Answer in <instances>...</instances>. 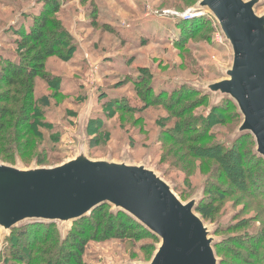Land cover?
Masks as SVG:
<instances>
[{"label":"rangeland","instance_id":"374dc122","mask_svg":"<svg viewBox=\"0 0 264 264\" xmlns=\"http://www.w3.org/2000/svg\"><path fill=\"white\" fill-rule=\"evenodd\" d=\"M198 1L0 0L1 59H4L3 55L28 58L36 53L29 54L26 48L11 40L29 35L35 17L50 21L45 30L48 47L51 39L64 33V42L56 54L45 60V70L52 84L38 80L36 87L37 95H47L50 100L49 106L40 105L38 108V113L42 110L38 122L50 125L48 128L40 127L39 131L45 138L34 137L38 144L29 149L24 161L18 153L7 159L0 154V161L15 166L19 157L21 166L29 169L55 166L73 157L74 146L78 143L74 134L80 133L81 129L86 130L81 125L84 122L81 113L91 99L90 116L94 118L89 120L86 136L92 159H127L145 163L171 183L184 202L194 197L200 201L206 196L212 198L208 200L209 204L213 203L212 219H205L198 210L196 213L211 227L212 236L218 243L231 235H246L260 230L264 224L263 207L236 189L231 180L222 178L224 169L218 166L220 163L213 162L215 171L210 174L200 159L184 156L175 142L184 136L177 126L183 118L188 119L192 115L199 127L211 118L210 113L216 108L211 109L212 105H220L228 99L221 100L220 96L209 94V98H204L200 95L204 93L202 90L181 104H167L168 107L158 104L162 97H168L163 92L177 97L181 89L199 91L198 84H207L224 76L220 65H230V50L215 20L210 15L206 19V15H202L194 28L188 22L190 19L185 18L186 11L196 6ZM256 10L258 14H264V0ZM182 23L188 27V33L181 27ZM198 27L201 28L196 31ZM9 89L0 75V99L6 98ZM149 89L152 92L146 97ZM158 94H162L161 98L156 96ZM117 101L121 105L143 103L147 107L130 113L126 109H117L112 104ZM184 105L190 106V111L179 119L174 109L181 112ZM234 112V108L215 112L221 122L215 120L209 127L212 137L205 144H212L209 147L213 148V144L224 142L229 147L239 140L235 131L241 117L238 122ZM171 133H175L173 140L169 136ZM92 139L97 140L94 147L91 146ZM253 141L246 142L244 152L255 149ZM211 148L206 150L211 152ZM250 170L258 173L256 168ZM218 186L225 188V191L221 189L224 196H217ZM105 209L111 211L112 208ZM100 220L99 230L85 229V233H78L79 236H90L84 243V250H81L80 264L151 262L160 243L155 235L139 227L123 229L120 223L128 225L129 222L122 215ZM111 222L115 225L112 231L107 227ZM55 225L50 227L49 238L43 230L38 244L33 241L36 245L34 255L30 252L32 245L28 239L16 237L15 241L4 244L0 238V264H26L25 261L32 256L34 264H44V260L62 259L63 252L74 254L75 240L69 237L71 231L62 241L59 227ZM68 229L63 230L66 232ZM236 249L244 251L239 245L222 251L215 246L219 259H226L228 264H245L233 253ZM23 254L31 255V258L26 259Z\"/></svg>","mask_w":264,"mask_h":264},{"label":"water","instance_id":"95a60500","mask_svg":"<svg viewBox=\"0 0 264 264\" xmlns=\"http://www.w3.org/2000/svg\"><path fill=\"white\" fill-rule=\"evenodd\" d=\"M262 2L199 0L188 11L215 20L231 57L229 66L220 65L224 76L198 84L199 91L234 103L241 117L236 135H251L254 153L264 159V14L256 10ZM92 107L90 99L81 113L86 130L74 134L78 143L70 159L29 169L21 166L19 157L15 166L0 161L1 240L15 228L54 223L63 241L74 222L108 204L111 211L126 212L160 241L151 262L137 264H220L212 229L196 213L200 198L184 202L173 185L145 163L90 157L86 131Z\"/></svg>","mask_w":264,"mask_h":264},{"label":"trees","instance_id":"16d2710c","mask_svg":"<svg viewBox=\"0 0 264 264\" xmlns=\"http://www.w3.org/2000/svg\"><path fill=\"white\" fill-rule=\"evenodd\" d=\"M202 17L203 16L194 17V19L192 18L188 20V22L191 23V27L196 28V26L199 24V18L202 19ZM206 18H209L208 15H206L205 19ZM183 21L186 22L187 20ZM49 22L50 21L46 20V18L35 17V22L31 27V33L29 35L23 36L21 38L16 37L15 39H11L16 43L17 46L26 48L29 54L36 52L35 54L30 55L28 58H25L23 55L20 57L3 55L4 59H1L0 57V75L4 80H6L8 86H10L6 98L0 99V103H4L3 106H0V154H2L3 158L6 159L12 158L13 155L18 153L23 160L24 157L28 156L29 149L38 144L35 142L34 137H37L40 140L45 138L44 134L39 131L40 127H50V125H45V123L41 124L37 120V118L41 117L42 115V110H40L41 112L38 113V108H40V105L42 107L49 106L50 100L47 95H37L36 87L38 85V80L46 82L49 85L52 84L51 78L49 75H47L45 70V60L48 57L56 54V50H58V48L63 44L62 42H64V33H61L55 39H51V45L48 47L45 44L47 41L45 30ZM181 27L185 32L187 31L188 27H186L184 23L181 24ZM200 28L201 27H198L196 31ZM186 33H188V31ZM42 45L44 46L42 47ZM151 92V89L147 90L146 97H148ZM198 93H200V91L194 88H192V90L181 89L177 97L171 96V94L167 92H163V94H168V97H162V99L158 101V104L166 106L167 104L169 106H173V104L176 102L181 104V102L187 98L197 96ZM200 95L204 98H209L208 95H203L201 93ZM156 96L161 98L162 94H158ZM112 104L116 105L115 107L117 109H126V111L130 113H137L139 111L145 110L147 107L145 105L144 107L143 103H136L135 105L126 106L119 104L117 101L112 102ZM215 107L216 108L212 110L213 112L210 113L211 118L206 120V123L201 124L199 127H197L195 123L197 122V119L192 117V115L191 117H188V119L183 118V121H181L179 125L176 124L179 129L176 125V127L174 126L175 129H178L179 131L181 128V132L184 133V136L180 139H177L175 142L180 148L179 150L183 152L184 156L187 155L189 157L200 159L204 165V169H207L210 174L215 171V165L213 162H217L218 164L220 163L218 166H221V168L224 169L222 171V178H228L231 180L232 185L236 189L247 194L253 201H255L256 204H259V206L263 207L262 211L264 214V159L256 155L254 150L249 151V153H246L243 150L245 148L244 146L246 142L248 140H253V137L251 135H244L234 144L229 145V147H226L227 144L224 142L213 144V148L209 147L212 144H205V142H208L210 137H212L211 132L209 133V127L213 126V122L215 120H218L217 122H221V120L219 121V116H217L215 112H226L229 110V108H234V117L239 122L237 108L232 101L227 100ZM182 108L183 110H181V112L174 109L176 112L175 116L179 119L182 118L184 114L189 112L191 107L184 105ZM93 118L91 117V120ZM105 126L107 127V125ZM32 134L33 136H30ZM174 134L175 133H171V135H169L171 136L170 139L173 140L172 136ZM25 138L27 139L25 140ZM96 142V139H92L91 146L94 147L96 145L94 143ZM208 148H211L212 151H207L206 149ZM254 168L258 170V173H254L250 170ZM221 189L225 191L224 187L218 186V197L224 196V193L221 191ZM209 199L211 201L212 198L206 196L200 202L197 209L205 219H212L211 217L214 211L212 205L213 203H208ZM106 207L110 206L108 204H103L97 207L89 216L74 222V227L72 228L69 236L75 240L76 249L72 251L74 254H67L63 252V255L61 256L62 259L57 260L55 258L56 260H44V264L45 262L46 264H80L81 250H84V243L90 238V236H79L78 233H85V229H89L90 231L99 230L98 227L100 226V219L102 217L108 216V218L114 219L122 215L129 222L128 225L126 222L120 223V227L123 229H135V227H139L143 231L149 232L126 212L120 211L118 214H116L117 212H111L110 209H105ZM53 226L56 225L54 223H32L20 228H15L13 229L11 235L5 239L4 244L6 242L10 243L15 241L16 237L28 239L29 243L32 245L30 252L34 255V249L36 245L33 244V241H35V244H38V237H40V233H43V230L47 231L44 232L49 238L51 232L49 230L50 227ZM108 226L112 231V229L115 227L114 222H111L107 225V227ZM109 229L107 228V230L111 232ZM259 229L260 230L257 232L246 235L236 234L228 236L216 246L221 251L228 248L234 249L235 245L242 246L246 253L239 249L233 250V253L237 256V258L243 260L245 264H261L264 260V249L262 247V244H264V224H262ZM220 232L223 231L221 230ZM72 248H74V246H72ZM24 257L28 259L31 258V255H24ZM24 257L23 260L25 259ZM32 258L29 259V261H25V263L34 264ZM221 262L222 264H226L228 261L223 258Z\"/></svg>","mask_w":264,"mask_h":264},{"label":"built area","instance_id":"2783aa9c","mask_svg":"<svg viewBox=\"0 0 264 264\" xmlns=\"http://www.w3.org/2000/svg\"><path fill=\"white\" fill-rule=\"evenodd\" d=\"M198 14H199V13L186 11V13H185L184 15H185V18H186V19H191V18L196 17Z\"/></svg>","mask_w":264,"mask_h":264}]
</instances>
